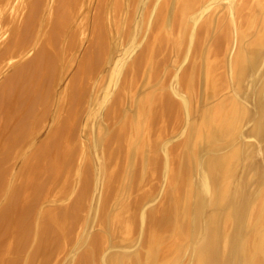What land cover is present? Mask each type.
Returning <instances> with one entry per match:
<instances>
[{
    "label": "bare ground",
    "instance_id": "bare-ground-1",
    "mask_svg": "<svg viewBox=\"0 0 264 264\" xmlns=\"http://www.w3.org/2000/svg\"><path fill=\"white\" fill-rule=\"evenodd\" d=\"M0 264H264V0H0Z\"/></svg>",
    "mask_w": 264,
    "mask_h": 264
}]
</instances>
